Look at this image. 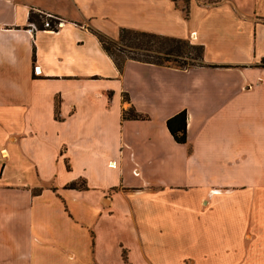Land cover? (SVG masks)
<instances>
[{"label": "crops", "instance_id": "1", "mask_svg": "<svg viewBox=\"0 0 264 264\" xmlns=\"http://www.w3.org/2000/svg\"><path fill=\"white\" fill-rule=\"evenodd\" d=\"M121 28L202 64L118 68ZM186 261L264 264V0H0V264Z\"/></svg>", "mask_w": 264, "mask_h": 264}, {"label": "trees", "instance_id": "2", "mask_svg": "<svg viewBox=\"0 0 264 264\" xmlns=\"http://www.w3.org/2000/svg\"><path fill=\"white\" fill-rule=\"evenodd\" d=\"M28 20L35 23L38 28H41L42 16L39 13L30 10ZM94 32L102 48L110 55L118 68H121L128 59L177 68H189L202 64L203 46L192 44L186 39L128 28H121L116 39L98 31ZM122 118L143 119L145 116L136 112L134 107H130L123 110ZM166 126L177 143H186L187 113L185 110H181L167 118ZM76 186V182H71L67 185L69 188H75Z\"/></svg>", "mask_w": 264, "mask_h": 264}, {"label": "built area", "instance_id": "3", "mask_svg": "<svg viewBox=\"0 0 264 264\" xmlns=\"http://www.w3.org/2000/svg\"><path fill=\"white\" fill-rule=\"evenodd\" d=\"M42 16V25L40 29H47L50 31L58 30L64 23L63 19L59 18L57 15L50 12L37 11ZM54 20V21H52ZM35 29H38L35 26V23L31 24Z\"/></svg>", "mask_w": 264, "mask_h": 264}, {"label": "rangeland", "instance_id": "4", "mask_svg": "<svg viewBox=\"0 0 264 264\" xmlns=\"http://www.w3.org/2000/svg\"><path fill=\"white\" fill-rule=\"evenodd\" d=\"M213 1H214V0H213ZM183 4H184V3H183ZM55 15H56V14H55ZM57 16H58V15H57ZM58 17H59V16H58ZM59 18H61V17H59ZM61 19H62V18H61ZM115 51H116V50H115ZM116 52H117V51H116ZM81 185H82V183H80V186H81ZM186 263L189 264L188 261H186Z\"/></svg>", "mask_w": 264, "mask_h": 264}]
</instances>
